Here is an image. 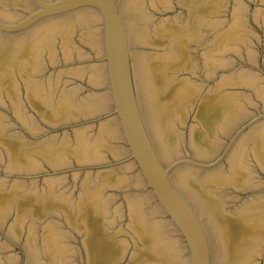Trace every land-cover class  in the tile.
<instances>
[{
  "label": "water",
  "instance_id": "water-1",
  "mask_svg": "<svg viewBox=\"0 0 264 264\" xmlns=\"http://www.w3.org/2000/svg\"><path fill=\"white\" fill-rule=\"evenodd\" d=\"M264 0H0V144L102 78Z\"/></svg>",
  "mask_w": 264,
  "mask_h": 264
}]
</instances>
